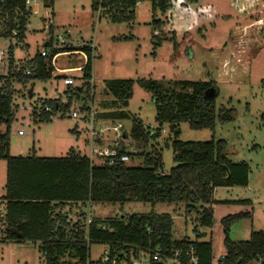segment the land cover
Returning a JSON list of instances; mask_svg holds the SVG:
<instances>
[{"label": "rangeland", "instance_id": "1", "mask_svg": "<svg viewBox=\"0 0 264 264\" xmlns=\"http://www.w3.org/2000/svg\"><path fill=\"white\" fill-rule=\"evenodd\" d=\"M151 1H139L134 8L133 21L128 23H111L104 17L98 18V13L91 10V0H52L51 6H44L43 0L32 2V13L23 41L15 45L13 38H0V46L5 53L11 43L14 45L13 58L24 61L44 48L51 52L53 49L66 50L67 43L69 48L91 45L96 57H92L89 85L83 88L78 99L73 97L63 116L57 112L48 121L33 119L32 109L38 111L42 101L47 99L60 98L65 103L71 93V90L68 93L64 91L68 87L63 84L66 76L73 78L71 88L83 85L80 67L85 60L84 54H59L55 66L71 69L59 72L53 68L47 80L11 81L15 111L8 130L9 153L12 156L33 154L38 157H62L74 150L84 155L89 153L90 142L95 140L113 151L123 147L129 155L125 163L131 167L143 166L144 154L159 151L162 157L161 170L167 174L175 165L173 134L168 123L158 125L153 93L136 80L157 78L165 86H169L166 84L168 80H212L218 91L214 100L216 113L220 108L231 109L233 119L220 123L216 118L213 129H191L187 122H180L178 139L224 140L227 158L233 163L246 162L250 172L246 187L216 189L215 200L210 204L211 226H199L198 230L202 233L199 238L193 231L197 215L194 211H187L182 201L145 202L139 201L137 197H129L124 202L96 201L90 205L64 209L71 210L72 215L80 210L85 218L90 212L92 217L100 219H120L131 214H169L172 217V239L210 242L213 264H217L218 258L225 253L221 224L224 216L245 211L251 213L250 217L243 216L231 224L229 237L233 241L248 239L252 231H264V29L248 22L261 16L260 12H254L262 9L259 5L263 1L253 0L255 11L243 13L230 0H201L200 5H209L210 9L204 10L208 16L200 20L198 26L192 25L189 33L191 42H187L185 48L190 61L186 62L185 56L182 59L180 57L185 41L182 40V32L178 33L179 68L173 69L175 75L170 72L168 77L161 69L166 68L165 64H168L173 54V46L170 41H163L154 59L150 42L151 22L152 18H156L161 23H167L169 16L175 15L177 10L185 12L186 0H182L183 5L176 4L177 0H168L169 7L162 13L158 8L152 9ZM47 11L51 13L53 26L49 32L43 26ZM50 40L51 46L47 47L45 42ZM7 71L4 65L0 69V76L7 75ZM110 79L134 81L127 106H122L123 101L106 88L105 81ZM119 109H123L127 118L101 116ZM72 110L78 113L75 119L71 117ZM90 112L94 115L92 140L88 121ZM119 122L122 124L118 131L121 136L115 137L113 130L107 127L116 126ZM132 123H141L148 137L147 143L131 138ZM0 131L5 132V124H0ZM156 133H159L158 137H154ZM102 161L101 157L94 159L97 165ZM4 167L5 162L0 160V201L5 193ZM242 200L251 202L241 203ZM0 237H3L2 233ZM105 249L106 244L103 242L90 243L89 260L100 258ZM0 264H45V259L37 243L0 240ZM120 264H125V261ZM242 264H264V256L251 258Z\"/></svg>", "mask_w": 264, "mask_h": 264}, {"label": "trees", "instance_id": "2", "mask_svg": "<svg viewBox=\"0 0 264 264\" xmlns=\"http://www.w3.org/2000/svg\"><path fill=\"white\" fill-rule=\"evenodd\" d=\"M47 1L52 4V0ZM139 1L91 0L90 7L93 12H102L111 22L121 23L134 19V8ZM151 2L152 9L158 8L161 13L169 7L168 0ZM0 14L4 21L2 35L10 37L11 31L17 26L15 45L16 42H22L30 14L23 1L0 0ZM161 24L158 19L152 18L150 42L153 50L168 39L159 30ZM45 45L50 47L51 40ZM13 46L11 43L8 46L10 55ZM78 50L86 56L80 69L83 85L74 88L67 85L64 91L68 93L71 90V93L65 103L60 98L42 101L38 111L32 109L33 119L48 121L57 112L63 116L73 97L78 99L83 88L89 85L92 78V49L81 45ZM58 51L53 49L51 56ZM51 56L46 61L45 57L36 53L32 58L36 69L30 75L22 74L21 69L16 70L11 59L7 75L0 76V124H5V132L0 131V159L6 162L5 193L1 197L6 212L4 218L0 219V233L3 236L0 240L37 243L45 264H120L121 261L128 264L131 257L138 256L140 250L152 251L155 248H159L164 256H172L174 251L179 250L182 264L188 261L185 251L192 249L197 264H213L210 242L172 239V217L169 214H131L120 219L92 217L91 222L86 224L85 214L79 210L76 221L70 224L60 211L65 207L70 209L96 201L124 202L129 197H137L139 201L145 202L182 201L187 211L196 213L193 231L196 237H200L198 227H210L212 223V210L201 205L211 203L213 189L220 186H247L249 173L246 162L233 163L227 158L224 140L178 139L180 122H187L191 129H213L216 118L220 123L233 119L231 109L220 108L216 113L214 100L218 91L215 83L212 80H168L166 84L169 86H165L156 79L136 80L153 93L158 125L168 123L173 134L175 165L167 174L160 171L162 157L159 151L144 154V165L140 167H131L119 161V157L128 152L123 147L116 149L115 163L112 165L107 164V161L97 165L85 154L74 150L62 157L12 156L9 154L8 142V130L15 111L11 81L49 79L53 71ZM133 84L132 79L105 81L109 92L123 101L122 106H127ZM122 110L101 116L127 118ZM130 136L135 141L148 142L141 123H132ZM158 136L159 133L154 135ZM240 202L250 204V200ZM243 216L250 217V211L228 214L221 219L225 251L221 264H242L251 258L264 256V231H252L246 240L233 241L229 237L231 224ZM92 242L106 244L107 261H103L102 256L95 261L89 260L88 246ZM151 264L164 263L157 261Z\"/></svg>", "mask_w": 264, "mask_h": 264}, {"label": "built area", "instance_id": "3", "mask_svg": "<svg viewBox=\"0 0 264 264\" xmlns=\"http://www.w3.org/2000/svg\"><path fill=\"white\" fill-rule=\"evenodd\" d=\"M22 1L24 3L25 8L27 10H30V14H29V17H28V22L26 23V26H25V27H27V24L29 23L30 15L32 13V6L31 5H32V2L34 0H22ZM43 1H44V6H51L52 5L47 0H43ZM43 23H44L43 24L44 29L48 30V32H49V30H51V27H52L51 13L49 11H47L45 13V17L43 18ZM3 27H4V21H3V18L1 17V14H0V38H5L6 37V36L2 35ZM16 28H17V26H16ZM16 28L13 31H11V36L8 37L9 39H12V38L14 39V36L17 33ZM25 31H26V29H25ZM80 46L81 45H79V47ZM76 52L82 53V51L78 50V48H75L74 50L72 49L71 51H58V52L54 53L52 56H51V51H49L46 48L40 50V52H38V53H39V55L41 57H45V58H49L51 56V65H52V67L55 70H58L59 72H65L66 70H69L71 68H69V69H67V68L66 69L65 68L64 69L57 68L55 66V61H56L57 56H59V54H65V53L73 54V53H76ZM32 58H27L24 61H22L21 59H15V58H13V53H12V55H10L8 48H7V52L5 53L3 47L0 46V69L3 68L4 65H6V69H8L9 61L12 59L13 64L17 67L16 70L21 69L22 74L30 75L36 69L35 64L32 62ZM28 61H30L29 64L24 65ZM81 67H80V69H81ZM63 84L66 85V86L73 84V78L70 77V76L64 77L63 78ZM45 109H47V108H45ZM77 116H78L77 111L72 110L71 117L75 119V118H77ZM93 116H94L93 113L90 112L88 121L90 123V133H91L90 138H91V140L94 139L93 138V133H94V131H93ZM120 128H122V124L120 122L116 126L107 127V129H112L113 130L115 137H120L121 136L118 133ZM18 133L21 134L22 131L19 130ZM90 145L91 146H90L89 153L85 154V155L90 159V161L92 163H94V159L99 158V157H101L103 159V161H107V164H109V165H112V164L115 163V157L114 156H115L116 150L113 151L108 146H104L102 144L96 143L95 140L91 141ZM127 160H129V155L127 153H123L119 157V161L126 162ZM5 208H6L5 203L3 201H0V219L4 218V216H5V212H6ZM70 211L71 210H69V209H66V210L63 209L60 212H61V214H64L66 216L67 221L70 224H72L77 219V214H76L77 212L76 213L73 212V215H72V214H70ZM85 219H86L85 220L86 224L91 222L92 216H91L90 212H88V214H87ZM86 241L88 242V239H86ZM27 242H29V241H27ZM184 254L188 257V261H187L186 264H197V258L193 255L192 249H189V251H185ZM180 256H181V252L179 250L174 251L172 256H164L161 253L159 248H155L152 251L140 250L138 256L137 257H131V259H130L131 261L128 264H151L152 262H157V261H162L164 264H182L180 262V260H179ZM223 257H224V254L218 258L217 264H221L220 260ZM101 259L103 261H107L108 260V249L107 248L104 250Z\"/></svg>", "mask_w": 264, "mask_h": 264}, {"label": "crops", "instance_id": "4", "mask_svg": "<svg viewBox=\"0 0 264 264\" xmlns=\"http://www.w3.org/2000/svg\"><path fill=\"white\" fill-rule=\"evenodd\" d=\"M178 2L176 4H182V0H177ZM200 1L201 0H186L184 2V4L186 5L185 9L186 10L185 12L184 11H179L177 10L175 12V15L173 13V15L169 16L168 18V22L167 23H162L159 30H161L162 33H165L169 38L172 37L171 40H168L166 39L167 41H170L172 43V50H173V54H171L170 58H169V62H167L168 64H165L166 65V68L165 69H161L162 72H165L166 73V76L167 74H169L170 72L172 73V75L174 76V72H173V69H176V68H179L178 64H179V55H178V50H180V47H179V41H178V33H181L182 32V40L185 41V46L183 45V48L180 50L181 53H180V57L182 59V56L186 57V62L190 61L189 58H187L186 56V51H185V48H186V43L187 42H191V38H190V32L193 28V26H198L200 20H204V18H206L208 16V13H206L204 10H207V9H210L208 8L209 5H200ZM263 1V3H261L259 5V8H262L260 11H255V9H253V6H252V2L253 0H230V3L233 4L234 6L238 7V11L239 12H243V13H247V11L249 10L250 12L252 11H255L254 13H261V16L260 17H257L255 18V20H251L249 19L248 22L249 24L251 25H254V26H259L261 27L262 29H264V0H261ZM170 2V1H169ZM93 12V11H92ZM98 13V18H101V17H104L107 21L111 22L110 20H108L104 15H102L101 13L102 12H97ZM250 15V14H249ZM247 16V15H246ZM242 18H245V16H241ZM133 20L129 21V22H132ZM111 23H114V22H111ZM128 23V22H126ZM182 25H184V27L182 28ZM193 25V26H192ZM250 25H247L248 27ZM181 27V28H180ZM245 27V26H243ZM53 28V26L51 27V29ZM150 30H151V34L153 33V30H152V26L150 27ZM169 31V33H168ZM202 31V30H201ZM25 38V37H24ZM52 39V37H50ZM165 41V40H164ZM162 45V43H161ZM161 45L159 47H161ZM190 45V44H189ZM86 46H89L91 49H92V57L95 58L96 55L93 54L94 53V48L93 46L91 45H86ZM158 47V48H159ZM79 48V47H78ZM156 48L155 50L152 51L153 54V57L155 59L156 57V50L158 49ZM65 49L66 50H63V51H71L72 49L74 50L75 48H69V46L65 45ZM83 53V52H82ZM84 54V53H83ZM85 56V54H84ZM34 57V56H33ZM86 61V56H85V60L83 61L82 65H84ZM66 69V68H65ZM160 70V71H161ZM172 70V71H171ZM81 71V70H80ZM176 72V71H175ZM163 75L159 76L158 78H161ZM168 77V76H167ZM152 79H156L157 78H152ZM66 86V85H64ZM10 152V150H9ZM10 154V153H9ZM11 155V154H10ZM33 155V154H32ZM22 156V155H21ZM35 156V155H34ZM2 160V159H0ZM4 161V160H3ZM5 162V161H4ZM249 166V165H248ZM4 172H5V175H6V162H5V167H4ZM161 173L165 174L164 172H162V170H160ZM249 172H250V167H249ZM249 175V173H248ZM5 180H6V176H4V184H5ZM248 184V183H247ZM220 187H240V186H220ZM246 187V186H245ZM218 187H215L213 189V192H212V196H211V202L215 200V197H214V192L216 191ZM251 202V201H250ZM211 203H208V204H202L201 206L203 207H206V208H210V205ZM212 210V209H211ZM198 233L200 234V236L202 235V233L197 230ZM261 231V230H259ZM199 238V237H198ZM189 240V239H188ZM197 240V239H196ZM190 241H193V240H190ZM197 241H200V240H197ZM4 242V241H3ZM5 242H9V241H5Z\"/></svg>", "mask_w": 264, "mask_h": 264}]
</instances>
